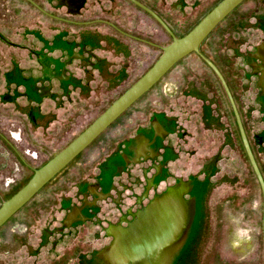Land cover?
Returning <instances> with one entry per match:
<instances>
[{
	"label": "rangeland",
	"instance_id": "rangeland-1",
	"mask_svg": "<svg viewBox=\"0 0 264 264\" xmlns=\"http://www.w3.org/2000/svg\"><path fill=\"white\" fill-rule=\"evenodd\" d=\"M32 1L41 10L28 0H0V33L17 45L0 39V207L172 42L129 0ZM138 1L181 38L222 0ZM263 7L264 0H246L202 50L215 58L218 42ZM111 25L140 40L117 35ZM85 31L103 41L93 51L95 67L84 70L76 43ZM58 66H65L62 79L81 80L77 88L64 86ZM216 82L198 55L181 61L0 230V264H88L194 159L206 119L198 93L211 100ZM160 119L173 131L164 139L154 136ZM146 140L158 153L140 159Z\"/></svg>",
	"mask_w": 264,
	"mask_h": 264
},
{
	"label": "water",
	"instance_id": "water-1",
	"mask_svg": "<svg viewBox=\"0 0 264 264\" xmlns=\"http://www.w3.org/2000/svg\"><path fill=\"white\" fill-rule=\"evenodd\" d=\"M129 1L150 15L172 42L134 85L2 204L0 230L174 67L196 54L220 80L244 150L229 103L216 82L211 101L223 129L212 128L206 117L194 159L88 264H102L100 259L107 264H143L146 255L156 264H264V177L251 148L264 172V7L248 22L250 30L235 34L246 40L240 48L244 56L236 58L234 69L247 71L240 76L236 104L225 77L201 47L246 0H222L181 38L152 9L138 0ZM0 39L13 45L1 33ZM225 55L232 57L234 52ZM173 190L180 193L179 200L168 197Z\"/></svg>",
	"mask_w": 264,
	"mask_h": 264
},
{
	"label": "trees",
	"instance_id": "trees-1",
	"mask_svg": "<svg viewBox=\"0 0 264 264\" xmlns=\"http://www.w3.org/2000/svg\"><path fill=\"white\" fill-rule=\"evenodd\" d=\"M30 3H32L33 5H35V7H37L38 9H40L39 8V6L34 2V1H32V0H28ZM142 3V2H141ZM41 10V9H40ZM154 12H156L155 10H153ZM80 11H78V12H75V14H81V12L79 13ZM157 13V12H156ZM158 15H160L159 13H157ZM160 17H161V15H160ZM229 18V17H228ZM247 22V23H246ZM114 29H115V31L117 32V35H119V34H121L122 35V37H128V38H131V39H135V40H140V38H137V37H135V36H133V35H130V34H128V33H126L125 31H123V30H121L120 28H118L117 26H115V25H111ZM252 28V26L251 25H249L248 24V20H246V21H241V23L238 25V26H236V28L235 29H232V31H230V37H228V38H226V39H224L223 41H222V43L219 45V43L221 42V41H219L218 42V45L216 46V52L217 53H215V58H212V57H210L209 55H207V53L205 52V51H203L202 50V47H203V45H204V43H203V45H202V47H201V51H202V53L207 57V58H209L217 67H218V69L221 71V73L223 74V76L225 77V79H226V81H227V83H228V86H229V88H230V90H231V92H232V94H233V97H234V100H235V102H236V104H239V102H238V97H237V94H238V88H239V85H240V83H242V81H241V74L242 73H246L247 71L246 70H241L240 72H238L240 69H238V71L236 72L235 71V64H236V58L237 57H239V58H242L244 55H243V53H240V51H241V45H243L244 44V42H245V40H246V38L245 37H242L241 39H237L236 38V35H234V34H243V32H247L248 30H250ZM172 29V28H171ZM214 33V32H213ZM213 33H212V35H213ZM82 39H81V41H79L78 43H76L77 44V46L78 47H80L81 48V55L83 56V58H82V66H83V68H84V70L86 69V68H94L95 67V64L96 63H94V62H92L91 60H92V58H94L95 59V56H94V53H93V51L96 49V48H99V46H100V44H101V41H103V38L102 37H100L97 33H93V32H87V31H85L84 33H82ZM2 40V39H1ZM3 41V40H2ZM12 43V42H11ZM7 44V43H6ZM7 45H9V44H7ZM9 46H14V47H17V45H15V44H13V45H9ZM222 51V52H221ZM230 52V51H233L234 52V55H232V57H230V56H226L227 55V53H226V55H224V52ZM31 53L32 54H34V55H36L38 58H40V59H42L40 56H41V54L39 53V52H36V51H34L33 49H31ZM70 56H68V58H69ZM67 60V59H66ZM97 62V61H96ZM209 68V67H208ZM64 69H65V66H61V67H57L56 69H55V71H54V73L57 75V76H59V80L64 84V86H66V87H68V86H71V85H73V87L74 88H77V83H79V82H81V80H76V78H73V77H70L69 76V78H67V79H62V73H63V71H64ZM210 69V68H209ZM211 70V69H210ZM212 71V70H211ZM243 71V72H242ZM88 74V73H87ZM89 74H90V72H89ZM212 74L215 76V78H216V81H217V83L219 84V86L221 87V89L223 90V93H224V97H225V99L228 101V103H229V107H230V109H231V113H232V116H233V118H234V120H235V125H236V132H237V134H238V136H239V140H240V143H241V146L243 147V144H242V141H241V137H240V133H239V129H238V126H237V122H236V119H235V115H234V112H233V109H232V106H231V104H230V101H229V99H228V96H227V94H226V92H225V90H224V88H223V86H222V84H221V82H220V80L217 78V76L212 72ZM246 75V74H245ZM43 88L44 87H41V89H40V92H43ZM88 84L86 85V91L88 90ZM89 91V90H88ZM198 95H199V98H200V100L202 101V106H204V108H205V117H207L208 118V120L211 122V124H212V128H214V129H217V130H222L223 128H222V126L220 125V121H219V118H217L216 117V115H215V113L217 112V110H215V108L213 107V102L211 101V100H209L208 98H207V96H206V93H202V92H200V93H198ZM239 112H240V115H241V117H242V121H243V124H244V127H245V130H246V133H247V136H248V139H249V142H250V136H249V131H248V127H247V124H246V122H245V119H244V117H243V114L241 113V111L239 110ZM157 120H158V118H157ZM162 122V123H161ZM160 123H161V125H162V127L164 128V130L166 131V132H168L169 133V135L170 134H172L173 133V131H171V130H168L167 129V127H166V125L165 124H163V120L162 119H160ZM209 129H210V127H209ZM229 136V135H228ZM235 139L233 138V141H234ZM229 142L231 143V140H230V138H229ZM233 145V144H232ZM250 145H251V142H250ZM251 148H252V151H253V153H254V156H255V158H256V161H257V163H258V166H259V168H260V170H261V173H262V175H263V177H264V172H263V170H262V168H261V165H260V162H259V158L257 157V154H256V152H255V150L253 149V147H252V145H251ZM243 150H244V147H243ZM250 164V163H249ZM251 166V165H250ZM256 180H257V178H256ZM257 182H258V180H257ZM185 184V183H184ZM258 185H259V187H260V184H259V182L257 183ZM188 185V184H187ZM180 187H183V186H179V187H177V188H180ZM177 188H175V189H177ZM260 189H261V187H260ZM190 192V191H189ZM261 193H262V191H261ZM169 194H170V196H169ZM168 197H170L171 199H177V200H179L178 198L179 197H181L180 196V193L179 192H177V191H175V190H173L172 191V195H171V193H169L168 192ZM27 207V206H26ZM189 208V207H188ZM262 217H263V215H262ZM262 229H263V224H262ZM181 233H182V231H181ZM180 233V234H181ZM176 241H178L179 242V240H176ZM263 241H264V235H263ZM177 243V242H176ZM102 261V262H101ZM141 261H142V263L143 264H156V261L150 256V255H146V256H144V258H142L141 259ZM100 262L102 263V264H107L105 261H104V259H100ZM99 262V263H100ZM135 264V263H134Z\"/></svg>",
	"mask_w": 264,
	"mask_h": 264
},
{
	"label": "crops",
	"instance_id": "crops-1",
	"mask_svg": "<svg viewBox=\"0 0 264 264\" xmlns=\"http://www.w3.org/2000/svg\"><path fill=\"white\" fill-rule=\"evenodd\" d=\"M157 125V124H156ZM159 127L162 129V131L164 132V136L163 135H159L158 133L157 134H155L154 136H155V138H157V136H159V137H161V138H167V137H169L168 135H169V133L168 132H166L165 130H164V128L162 127V125H159ZM155 153L156 155H157V153L153 150V143H151V142H148L147 140H146V147H144V149L142 150V151H140V153H139V156L138 155H136L135 154V156L137 157L138 156V158H140L141 159V157H142V154L143 153H150V154H152V153ZM142 153V154H141ZM153 153V154H154ZM154 154V155H155ZM155 155V156H156ZM137 158V159H138ZM134 162H137V161H134ZM160 168V167H159Z\"/></svg>",
	"mask_w": 264,
	"mask_h": 264
},
{
	"label": "flooded vegetation",
	"instance_id": "flooded-vegetation-1",
	"mask_svg": "<svg viewBox=\"0 0 264 264\" xmlns=\"http://www.w3.org/2000/svg\"><path fill=\"white\" fill-rule=\"evenodd\" d=\"M159 128H160V127H159V126H157V131H158V133L164 136V135H165V134H164V132L162 131V129H161V128H160V129H159Z\"/></svg>",
	"mask_w": 264,
	"mask_h": 264
},
{
	"label": "bare ground",
	"instance_id": "bare-ground-1",
	"mask_svg": "<svg viewBox=\"0 0 264 264\" xmlns=\"http://www.w3.org/2000/svg\"><path fill=\"white\" fill-rule=\"evenodd\" d=\"M160 129V128H159Z\"/></svg>",
	"mask_w": 264,
	"mask_h": 264
}]
</instances>
